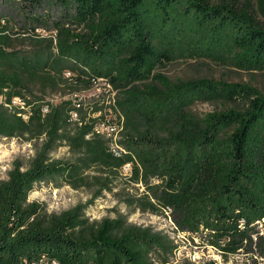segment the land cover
Here are the masks:
<instances>
[{"label":"trees","instance_id":"obj_1","mask_svg":"<svg viewBox=\"0 0 264 264\" xmlns=\"http://www.w3.org/2000/svg\"><path fill=\"white\" fill-rule=\"evenodd\" d=\"M17 8L18 30L0 27V94L10 104L0 103V138L32 141L35 155L0 179V264H172L179 244L166 230L123 214L94 220L87 204L50 213L29 201L42 182L86 186L96 199L114 190L128 162L143 187L122 199L129 208L165 215L170 207L179 231L200 234L225 258H264V94L156 73L176 59L264 71V0H23ZM99 81L116 92L111 105L52 101ZM198 101L233 106L199 117ZM110 109L111 122L124 121L121 156L95 131ZM62 146L74 157H55Z\"/></svg>","mask_w":264,"mask_h":264},{"label":"rangeland","instance_id":"obj_2","mask_svg":"<svg viewBox=\"0 0 264 264\" xmlns=\"http://www.w3.org/2000/svg\"><path fill=\"white\" fill-rule=\"evenodd\" d=\"M22 1L18 0L17 4L14 1L0 0V27L4 24L2 19L5 18L7 20L5 23L9 22L10 29L18 30L22 19L17 5H20ZM37 32L44 37H50L54 31L41 26L37 28ZM156 73H162L173 81L211 78L243 83L256 87L264 94V71H247L209 59H176L163 67H158ZM69 75L67 73V76ZM74 94L73 88L63 90L54 94L52 101L58 103L62 99L73 97L74 100L84 101L86 105L96 101H103L104 104L111 105L116 92L112 91L111 86L105 81H99L91 88ZM14 104L21 105L18 100ZM232 106L231 103L198 101L191 107V111L201 117L207 112L229 110ZM107 113L111 116L114 115L112 109ZM34 155L35 147L32 141L20 137L0 138V179L8 178L9 171L14 167L16 160L24 163V167H26ZM54 156L68 159L74 157V154L67 146H62L54 152ZM119 173L120 178L114 184V190L112 192L104 191L96 199L94 192L86 186L76 189L67 184L56 187L53 183L42 182L38 183L34 191L30 193L29 201L44 204L50 213H60L78 204H87V215L94 220L113 219L119 214H123L128 216L131 222L152 225L157 229L166 230L180 244L172 264H205L211 261H214L215 264H264L263 257L245 252L232 254L225 258L200 234L192 235L174 230L171 219L166 214L157 215L129 208L122 199L129 194H135L136 187H140V192L143 187L140 183H133L132 174L123 173L122 167L119 169ZM259 229L264 232V222L259 226Z\"/></svg>","mask_w":264,"mask_h":264},{"label":"built area","instance_id":"obj_3","mask_svg":"<svg viewBox=\"0 0 264 264\" xmlns=\"http://www.w3.org/2000/svg\"><path fill=\"white\" fill-rule=\"evenodd\" d=\"M2 22L5 23L6 19L3 18ZM68 74L71 75V72H68ZM16 100H18L20 102V104H21L20 106L22 108H25V101H23L19 97H16V99L13 100V103H15ZM0 103H3L5 105H10L9 103L6 102V97L3 94H0ZM43 110H44V112H48L49 111V105L48 104L45 105ZM72 114H73V118L76 119L78 117V113L77 112H73ZM23 116L26 119L29 117L28 114H23ZM107 119L108 120H106L104 122L98 123L96 125V127H95V131L97 133H99V134H102L104 137H106L109 140V144H110L111 150L117 156H121L124 153L128 152V150L119 143L120 133H121V130L123 129V122L124 121H121V123L111 122L112 121V116L111 115H108ZM132 171H133V165H132L131 162H128V163H126V164H124L122 166V172L125 173L126 175L127 174H132ZM171 213H172V208L168 207V208L165 209V214L167 215V217H169V219H171V222H172V225H173V229L176 230L177 232L181 233L182 231L178 230V227L176 226V224L172 220ZM263 222H264V218H263ZM263 222L261 223V225L263 224ZM261 233H264V232L261 231ZM173 238L176 241V238L175 237H173ZM176 243H178V242L176 241ZM179 247H180V244H179ZM177 250H179V248ZM177 250L175 251V256H176ZM25 264H60V263H58L55 260L49 262V261L46 260V258H41L39 262H28V261H25Z\"/></svg>","mask_w":264,"mask_h":264}]
</instances>
